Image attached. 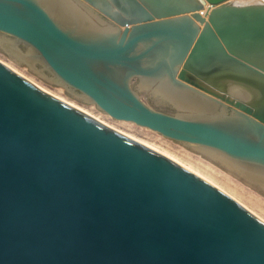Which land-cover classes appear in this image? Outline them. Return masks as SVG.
<instances>
[{
    "label": "water",
    "instance_id": "1",
    "mask_svg": "<svg viewBox=\"0 0 264 264\" xmlns=\"http://www.w3.org/2000/svg\"><path fill=\"white\" fill-rule=\"evenodd\" d=\"M0 34L264 189V0H0ZM0 264H264V219L0 60Z\"/></svg>",
    "mask_w": 264,
    "mask_h": 264
},
{
    "label": "rangeland",
    "instance_id": "2",
    "mask_svg": "<svg viewBox=\"0 0 264 264\" xmlns=\"http://www.w3.org/2000/svg\"><path fill=\"white\" fill-rule=\"evenodd\" d=\"M0 36L7 40L14 41V45L16 44V47L20 49L22 53H28L32 50V47L24 42L10 36L6 37L2 34H0ZM14 54V52L11 53V51L5 49V47L0 44V60L9 64L12 68L43 89H46L48 92L55 94L61 99L64 98L73 101L107 123L127 132L132 137L148 142L155 147L169 152L171 155L196 170V172L198 171L204 177L211 180L217 187L245 205V207L257 216L264 219V190L247 181L223 161L201 149L193 148L194 145L185 144L168 138L155 130L138 125L135 122L113 118L100 110L94 103L84 102L72 96L66 87L46 79L44 75L49 74V72L46 71L41 60L36 62L34 66L18 57L17 54ZM43 71L45 72L43 73Z\"/></svg>",
    "mask_w": 264,
    "mask_h": 264
},
{
    "label": "bare ground",
    "instance_id": "3",
    "mask_svg": "<svg viewBox=\"0 0 264 264\" xmlns=\"http://www.w3.org/2000/svg\"><path fill=\"white\" fill-rule=\"evenodd\" d=\"M13 42H14V41H12V40H7V39H5V38H3V37L0 36V44H1L2 46H4L5 49H8L9 51H11V53L14 52L15 54L18 55V57H20L21 59H24V60L27 61L28 63H30V64H32V65L35 66V65H36L35 63L38 62L39 60H29V57L32 55V50H31V52H28V53H22V52H20V49H18V48L16 47V44L14 45ZM15 54H14V55H15ZM45 90H46V89H45ZM50 93H51V92H50ZM51 94H52V93H51ZM53 95H55V94H53ZM55 96H56V95H55ZM57 97H58V96H57ZM59 98H60V97H59ZM62 99L65 100L66 102H68V103H70V104H72V105L78 107L80 110H83L84 112H86V113L92 115L93 117L99 119L101 122L107 124L108 126L114 128V129H116V130H118V131H121V132H123V133H125V134H128L127 132H125V131H123V130H121V129H118V128L114 127L113 125L107 123L106 121H104V120H102L101 118L97 117L96 115H94L93 113H91V112L88 111L87 109H85V108L79 106L78 104L74 103L73 101H70V100H67V99H64V98H62ZM128 135H129V134H128ZM130 136H131V135H130ZM138 140H139L140 142H143V143H145V144H148V145H150V146H153V145L149 144L148 142L142 141V140H140V139H138ZM153 147H155V146H153ZM155 148H157L158 150L162 151L163 153L169 155L170 157L174 158L175 160L181 162L182 164L186 165L185 163H183L182 161H180L178 158H176L175 156L171 155L169 152L164 151V150H162V149H160V148H158V147H155ZM186 166L189 167L188 165H186ZM228 166H229V165H228ZM189 168H191V167H189ZM191 169H193V168H191ZM232 169H233V168H232ZM193 170H194V169H193ZM234 170H235V169H234ZM194 171H196V170H194ZM235 171H236V170H235ZM197 172H198V171H197ZM236 172H237L238 174H240L242 177H244V178H245L247 181H249L250 183H253V184H255L257 187L263 189L262 187H260L259 185H257L256 183H254L253 181H251L250 179H248L247 177H245V176L242 175L241 173H239L238 171H236ZM198 173H199V172H198ZM199 174H201V173H199ZM201 175H202V174H201ZM210 181H211V180H210ZM263 190H264V189H263ZM244 206H245V205H244Z\"/></svg>",
    "mask_w": 264,
    "mask_h": 264
}]
</instances>
